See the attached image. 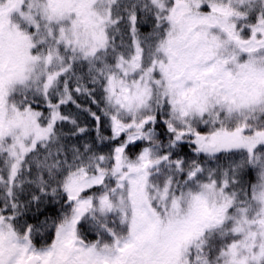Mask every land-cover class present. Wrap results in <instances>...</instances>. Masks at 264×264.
Segmentation results:
<instances>
[{
  "label": "snow or ice",
  "instance_id": "6c2138e0",
  "mask_svg": "<svg viewBox=\"0 0 264 264\" xmlns=\"http://www.w3.org/2000/svg\"><path fill=\"white\" fill-rule=\"evenodd\" d=\"M0 264H264V0H0Z\"/></svg>",
  "mask_w": 264,
  "mask_h": 264
}]
</instances>
